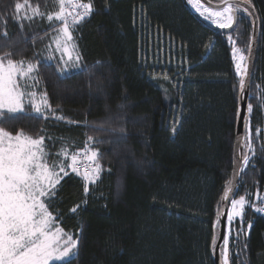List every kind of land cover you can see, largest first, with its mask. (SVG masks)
Returning <instances> with one entry per match:
<instances>
[{
  "label": "trees",
  "instance_id": "obj_1",
  "mask_svg": "<svg viewBox=\"0 0 264 264\" xmlns=\"http://www.w3.org/2000/svg\"><path fill=\"white\" fill-rule=\"evenodd\" d=\"M244 1L260 23L245 129L254 154L245 139L249 162L233 200L244 192L247 206L229 227L228 213L223 264H264V0ZM91 3L90 17L72 30L77 64L50 49L60 27L46 18L55 0H0V56L36 64L51 105L47 119L28 110L0 127L44 136L52 158L62 149L98 151L95 183L68 173L50 206L79 240L73 264H214L242 79L229 34L199 19L188 0ZM240 15L248 56L252 23L239 10L235 28Z\"/></svg>",
  "mask_w": 264,
  "mask_h": 264
},
{
  "label": "snow or ice",
  "instance_id": "obj_2",
  "mask_svg": "<svg viewBox=\"0 0 264 264\" xmlns=\"http://www.w3.org/2000/svg\"><path fill=\"white\" fill-rule=\"evenodd\" d=\"M55 2L58 10L47 14L46 18L50 23L53 20L60 22L56 38L57 50L67 54L68 60L71 61L74 51V46L69 47V42L72 41V30L91 15L93 5L91 0L87 3L82 0H55ZM192 2L193 0H189V3ZM15 7L19 11L23 5L17 3ZM32 11L36 15H44L39 12L38 6ZM233 12V5L228 4L222 12L217 11L212 15L223 17L219 26L226 28L231 27ZM11 55L12 53L9 52L0 56V121L6 115L26 114V97L36 114L33 118L43 117L42 109L51 110L47 94L45 93L40 102H37L36 93L27 91L30 87L27 81L33 79L31 74L37 70V66L32 63L25 66L23 61H14L9 58ZM80 59L79 55L74 57L77 64ZM244 59L245 57L240 56L241 62ZM236 67L238 73L247 75L246 65L238 63ZM18 76L20 80L17 79ZM240 88L243 91V79L240 81ZM248 111H252L251 104L248 105ZM12 118L16 117L12 116ZM56 119H63V117H56ZM245 139L248 141L246 146L254 154L251 135ZM44 141V136L33 137L23 130L13 134L0 127V264H50L51 261L73 264L77 257L78 238H74L63 228L56 226L50 206L62 179L61 173L67 175L66 168H71L73 172L81 174L78 166L80 161L78 154H73L71 163L67 164L65 161L68 153L65 149L56 154L57 158H52L46 151ZM88 141H93V137L89 136ZM98 155V151L90 146L84 153L86 159L94 164L91 171L86 168L82 173L86 182L95 183L99 178L101 169L96 162ZM60 156H63L64 160L59 159ZM248 162L249 157L244 156V163ZM87 191L86 185L85 192ZM245 203L243 196L238 201L233 200V214L241 215ZM71 211L75 213L77 208L74 207ZM257 211L264 212V208Z\"/></svg>",
  "mask_w": 264,
  "mask_h": 264
},
{
  "label": "water",
  "instance_id": "obj_3",
  "mask_svg": "<svg viewBox=\"0 0 264 264\" xmlns=\"http://www.w3.org/2000/svg\"><path fill=\"white\" fill-rule=\"evenodd\" d=\"M200 1L207 8L217 11L223 10L224 7H226L228 4H231L234 7L239 8L242 11L248 13L250 17V21L252 23L251 46L245 64L247 67V75H242V79L244 80V89L243 91H241L240 88L239 91V106H238L234 149H233V170H232L230 182L228 183L222 194L220 211L218 214L217 222L215 223V227L219 225V236L217 241H216L217 237H214V241L216 242L214 246L213 260H214V264H223L221 251L225 243L228 213L231 206V202L233 200V196L240 183L241 175L244 167V145H245V129H246V123L248 117V101H249L250 88H251V79L255 70V65L258 56L259 39H260V23H259V17L255 9L248 2L228 0L221 4H215L211 0H200Z\"/></svg>",
  "mask_w": 264,
  "mask_h": 264
},
{
  "label": "rangeland",
  "instance_id": "obj_4",
  "mask_svg": "<svg viewBox=\"0 0 264 264\" xmlns=\"http://www.w3.org/2000/svg\"><path fill=\"white\" fill-rule=\"evenodd\" d=\"M213 3L215 4H221L225 1H228V0H211ZM237 1H244V0H237ZM188 3H189V0H188ZM189 6L190 8L192 9L193 13L199 18L201 19L202 21H204L205 23H207L208 25L216 28V29H219V30H222V31H225L226 33H228V40L230 42V44L232 45V53H233V59H234V64H235V67L238 63H241L242 65L245 64V60H246V56H247V51L245 49V41H246V32L245 30L243 29V21L246 19L245 17H241V15L239 16V22H238V25H236V28H235V22H236V18H237V14H239V8H236L233 6V9H234V12H233V21H232V24H231V27H226V28H221L219 25L220 23L222 22L223 20V17H217V16H214L212 15V13L214 12H217V10H212L210 8H207L206 6H204L200 0H193L192 3H189ZM199 9V10H198ZM205 9H207V11H205ZM219 11H223V10H219ZM244 12V11H243ZM203 13V14H201ZM246 13V12H245ZM248 15V13H246ZM241 18L243 19V21H241ZM245 18V19H244ZM231 31V32H230ZM230 32V33H229ZM58 36V35H57ZM57 38V37H56ZM56 38L53 42V44L51 45L50 49H54L59 55H60V58L62 59V56H63V59L66 60V61H69L68 60V56L67 54H64L62 53L61 50H57V46H56ZM74 46V41H73V38H72V41L69 42V47L72 48ZM72 56H73V60H74V51L72 52ZM240 56H243L245 57V59L241 62L240 61ZM62 59V60H63ZM72 61V60H71ZM36 65V64H34ZM26 66V65H25ZM37 66V65H36ZM38 69V68H37ZM236 71H237V67H236ZM37 70L34 71L31 76L33 77V79H29L27 81L28 85L30 86L27 91H30V92H34L36 93V101L37 102H40L41 98L43 97V95L45 94L44 90L41 89V85L37 79ZM238 73V71H237ZM238 75H242L240 73H238ZM18 80H20L21 78L18 76L17 78ZM32 111L33 112V109L31 107V105L28 103V98L26 97L25 98V111ZM47 111L49 110H43L42 109V112H43V115H46ZM67 151V150H66ZM86 151V150H85ZM85 151H82V152H76V153H70L69 151H67L68 153V157H67V160L65 161L67 164H70L71 163V156L73 154H78V158H79V161L80 163L79 164H92V166H94V164L92 162H89L86 157L84 156V153ZM60 159L61 160H64V157L63 156H60ZM66 171L67 173H70V172H73L71 170V168H66ZM61 176L62 178L65 176L63 173H61ZM244 195V192H241V195L237 196L235 200H239L240 197H242ZM245 198V197H244ZM245 205H244V209H243V212L245 210V207L247 206V198H245ZM262 201V208H264V196L262 197L261 199ZM237 208H239V205H237ZM242 212V213H243ZM261 213H264L262 211H260ZM231 216V219L228 218V227L230 224H233L237 218H240L241 215L237 216V215H234L233 214V204L231 205V208H230V212H229V217ZM56 226H58L56 224ZM224 262L227 263L228 262V259H227V256L224 257ZM52 263H60V262H57V261H51L50 264Z\"/></svg>",
  "mask_w": 264,
  "mask_h": 264
},
{
  "label": "built area",
  "instance_id": "obj_5",
  "mask_svg": "<svg viewBox=\"0 0 264 264\" xmlns=\"http://www.w3.org/2000/svg\"><path fill=\"white\" fill-rule=\"evenodd\" d=\"M82 2H83V0H82ZM88 17H90V16H88ZM88 17H87V18H88ZM87 18H86V19H87ZM78 166H79V169H80L81 172H84L86 168H87L89 171H91L92 168L94 167V166H92L91 164L86 165V164H84V163H83V164H79Z\"/></svg>",
  "mask_w": 264,
  "mask_h": 264
},
{
  "label": "crops",
  "instance_id": "obj_6",
  "mask_svg": "<svg viewBox=\"0 0 264 264\" xmlns=\"http://www.w3.org/2000/svg\"><path fill=\"white\" fill-rule=\"evenodd\" d=\"M18 78V77H17Z\"/></svg>",
  "mask_w": 264,
  "mask_h": 264
}]
</instances>
